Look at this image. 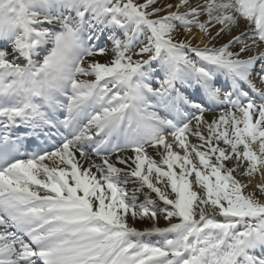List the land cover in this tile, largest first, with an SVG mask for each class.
Returning <instances> with one entry per match:
<instances>
[{"label": "bare ground", "instance_id": "obj_1", "mask_svg": "<svg viewBox=\"0 0 264 264\" xmlns=\"http://www.w3.org/2000/svg\"><path fill=\"white\" fill-rule=\"evenodd\" d=\"M177 1V12H207L204 32L198 25L186 33L195 46L216 47L207 36L221 22L218 46H229L237 58L217 64L195 58L190 63L194 67L180 66L172 58L162 63L166 49L156 35L141 30L139 19L120 12L106 25L100 22L110 7L98 10L91 4L81 12L69 0L59 6L50 1L42 18L32 21L0 12V42H12L14 48L11 61L0 59V96H11L2 106L8 103L11 109L12 97L17 102L29 91L36 98L43 92L52 95L47 104L54 115L72 121L71 136H58L64 146L57 154L14 163L0 176V195L10 194L38 209L44 206V214L58 212L49 221H55L56 233L65 238L50 249L52 259L65 256L66 264H101L105 257L121 264H264V75L259 77L254 67L262 64L258 70L264 72V0ZM61 15L71 20L75 35L82 36L79 41L56 29ZM34 30L43 36L37 40ZM18 31L21 37L14 40L11 36ZM252 31L261 36L247 38ZM51 32L56 43L49 63L40 66L36 60ZM139 38L157 46L151 56L118 77L105 76L102 68ZM97 39L110 41L100 62L82 55V46ZM217 73L231 86L226 93L215 85ZM199 80L215 99L212 110L188 103L186 94L195 91ZM240 84L257 104L239 101L232 90ZM93 94L97 106L91 109L87 100ZM154 99L159 101L154 110L158 115L151 116ZM59 102L68 109L61 112ZM123 115L130 121L111 138H121L119 147L93 151L92 142L107 143ZM13 116L14 110L0 112V130H9ZM81 119L91 120L95 133ZM231 195L241 196L249 210L233 215L229 208L237 206ZM191 223L195 228L185 232ZM4 228L0 219V264L25 260L6 244L11 240ZM235 228V237L229 236ZM175 240H181L177 250Z\"/></svg>", "mask_w": 264, "mask_h": 264}, {"label": "rangeland", "instance_id": "obj_2", "mask_svg": "<svg viewBox=\"0 0 264 264\" xmlns=\"http://www.w3.org/2000/svg\"><path fill=\"white\" fill-rule=\"evenodd\" d=\"M50 1L54 2L57 6H59L61 2V0H0V12L8 10L10 11V14L15 17V19L24 17L27 21L39 20L40 18H42V12L45 8L44 5H47ZM69 1L76 6H81V12L85 11L84 6L88 7L91 4L94 5V7H96L98 10H100L101 7H110L111 12L109 13V15L105 18L104 16L100 18V22H102L103 25H106V23L110 21L112 16L120 12H126L132 15L133 18H136L137 20L139 19L141 22V30L146 34L153 33L154 35H156L161 42L160 46H163L166 49L167 57H163L161 59L162 63H167L169 58L174 57L176 62L181 64L182 66L186 65L194 67L192 64L195 61V58L202 59L204 62L207 61L208 63L216 64L217 62L225 63L227 59H231L234 57V55L230 53L229 46H227V50L222 49V46H218V44L222 42L223 38V33L218 32L217 29V27L221 25V22L218 23L215 27V30H213L211 33L209 32L210 34L207 36L210 41H214L217 44L216 47H213V45H211V47L205 46L204 48L195 46L196 40L192 39L186 33H188L187 31L189 30V28H193L195 26L197 27L198 25L199 28L202 29L201 32L203 33L206 27V23H208L206 22L207 12H193V14L187 15L177 12L179 2L177 0ZM67 18L68 17H64V15H61L60 17L56 18L58 22H54V24L59 31H68L72 40L79 41L80 38L79 36L75 35V28H73L74 26H72L71 20H68ZM241 19H244V17H242ZM86 22H89V20L87 19ZM20 35L21 32L18 31L13 33L11 37L14 40H17L21 37ZM32 36L38 40L43 35L38 30H34ZM260 36V33L252 31L248 34L247 38L254 37L258 39ZM46 37V43L48 45L46 46V49H41L39 57L36 60V62H38L40 66L47 65L49 63L48 56L50 55V50L56 43V39L54 38L52 32L49 36ZM90 38H92V35ZM92 39L95 40V38ZM143 39L144 38H139L138 41L131 43L128 46V50H123L124 52L122 51V53L118 56V60L116 62L107 65V67H103L102 69L105 71V76L118 77L120 74L128 72L130 67H133L136 63L140 62L142 58L150 57L151 53L155 48H157V46H153V44L149 47L146 45V42ZM99 40L100 39H97V41L92 44H89L87 42L84 46H82V48L84 49V52L82 54L83 57L86 56L99 62L104 61L105 55L108 52L105 51V49L107 48V44H109L110 41L108 40L105 42V40H102L99 42ZM81 44H79V46H81ZM12 47V42L8 44L0 42V59L2 61H11L10 55L13 54L12 51L14 49ZM8 51H11V53L6 55V52ZM234 58H237V56ZM260 65L262 64L254 65L255 69H257L256 72L257 74H259V77H261V75H264V72L262 70H258ZM155 78L156 76L152 75L151 79ZM159 78L160 76H157V79ZM153 114L156 113L154 111L149 112V115L152 116ZM259 142H261V140L253 143V145L251 146L252 152H255ZM231 197L232 199L233 197L236 198L235 204L237 206V209H235L234 211L232 210V208H229V211L233 215H238L249 210V206L244 205L240 202L242 201L241 196L231 195ZM226 223L227 222L221 224L224 225ZM194 228L195 226L192 223L187 224L184 231L190 232ZM237 230L238 228H235L234 231L229 232V236L233 235L232 237H235V233L237 232ZM180 238L181 236L178 239ZM179 241L181 240H175L176 243L173 247L174 250L178 249Z\"/></svg>", "mask_w": 264, "mask_h": 264}]
</instances>
